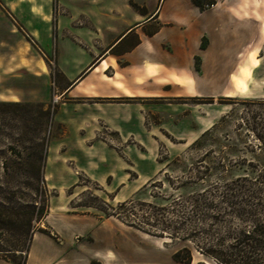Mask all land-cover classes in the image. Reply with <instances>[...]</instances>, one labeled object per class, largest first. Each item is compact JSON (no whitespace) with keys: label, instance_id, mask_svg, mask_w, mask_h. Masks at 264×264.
Masks as SVG:
<instances>
[{"label":"rangeland","instance_id":"1","mask_svg":"<svg viewBox=\"0 0 264 264\" xmlns=\"http://www.w3.org/2000/svg\"><path fill=\"white\" fill-rule=\"evenodd\" d=\"M158 1L130 0L141 10ZM122 2L126 0H0V101L21 104H0V175L7 167L13 179L12 185L0 186V203L9 198L16 205L18 197H37L39 205L45 199L47 206L28 249L9 255L16 264H218L199 252L205 232L217 248L220 236L225 247L235 237H264V97L256 92L264 84L258 83L261 76L256 79L254 67L251 75L242 73L251 76L246 92L230 87L228 79L212 78V92L192 88L187 93L188 84L204 89L205 79L184 76L181 82L163 79L161 84L154 77H139L136 82L116 66L118 80L132 96L115 91L120 95L113 101L63 93L70 84L65 72L74 81L98 62L95 57L87 65L68 55L87 47L86 40L99 44L95 31L113 29L112 9ZM246 6L264 9L256 0H247ZM247 30V50L260 55L264 68V37L254 44L259 34ZM247 63L248 53L236 64ZM251 63H256L254 56ZM209 64L219 68L223 63ZM111 70L104 73L111 76ZM259 73L264 79V70ZM100 75L102 71L92 73L94 80ZM109 85L104 80L103 87ZM223 88L232 92L224 95ZM92 102L114 114V132L104 121L89 125L80 117ZM60 111L61 119L56 118ZM129 117L135 119L132 129L122 122ZM42 140L44 184L36 192L19 184V173ZM111 160L114 189L87 174ZM203 190L209 208H200L208 217L199 221L190 198ZM185 215L192 220L185 231L196 229L190 263L172 257L184 250L179 239L184 232L174 228Z\"/></svg>","mask_w":264,"mask_h":264},{"label":"crops","instance_id":"2","mask_svg":"<svg viewBox=\"0 0 264 264\" xmlns=\"http://www.w3.org/2000/svg\"><path fill=\"white\" fill-rule=\"evenodd\" d=\"M246 1L214 0L213 4L203 9L192 0H159L155 7L142 10L134 7L130 0L122 2L124 3L122 7L114 6L113 29L109 32L95 31L99 44H90L85 39L87 47L79 46V50L72 49L68 55L69 59L81 58L87 65L95 57L98 58V62L94 66H88L81 77L74 81L69 73L65 72V78L70 84L64 88L63 93H79L96 100L113 101L115 96L120 94L132 96V92L118 80L119 71L133 77L136 82H139V77H154L155 81L161 84L164 82L163 79L181 82L179 78L184 76L205 79L201 85L204 89H199L197 83L188 84L185 88L187 93L192 88L197 92H212L208 85L209 79L212 78L228 79L230 87L234 88L233 77H236L245 81L246 88L240 92H246L247 79L251 77V68L254 67L255 77L258 79L261 76L258 83L263 86V75L259 73L264 70L262 59L259 54L257 58L254 50H247V28L252 30V34H259L258 39L255 37L254 44L263 42L264 9L246 6ZM202 2L205 3L206 0ZM256 3L264 7V0H256ZM107 35L113 37L111 41L106 40ZM247 53L248 63L236 64L246 59ZM253 56L256 59L255 64L251 63ZM213 62L223 64L219 68H214L209 64ZM232 62L234 64H231ZM103 63L106 64V68L103 67ZM116 66L119 71L116 70ZM109 68L112 69L111 76L104 73ZM241 69H247L250 75L244 78ZM98 71H102V76H95L94 80L92 73ZM104 80L110 81L108 88L103 87ZM80 84H83V87L78 89ZM91 85L93 87L90 88ZM86 87L88 93L82 91ZM225 90L223 88L224 95L232 92ZM256 92H260V96L264 97L263 89L256 88ZM98 104L100 103H89V107L84 108L85 111L80 113V117L89 125H94L93 122L98 120L104 121L106 128L114 132V114L111 111L103 113L102 108L97 107ZM56 114V118L63 117V111ZM122 122L130 126L129 129L135 126L134 117L125 118ZM94 132L93 129L91 133ZM91 133L87 131L85 134L89 140L92 138ZM108 152L110 154L112 149H108ZM102 165L100 171L86 172L100 184H106L114 189V160L108 164L102 161ZM0 264L13 263L0 256Z\"/></svg>","mask_w":264,"mask_h":264},{"label":"trees","instance_id":"3","mask_svg":"<svg viewBox=\"0 0 264 264\" xmlns=\"http://www.w3.org/2000/svg\"><path fill=\"white\" fill-rule=\"evenodd\" d=\"M196 5L203 9L206 6H210L214 3V0H206L205 3L202 0H192ZM205 4V5H204ZM135 7V5H133ZM1 105H16L20 106L19 102H5L0 101ZM48 109L43 110L40 108L41 113H49ZM209 130L202 133L201 137L207 135ZM24 163H21L23 167L19 173V184H24V186H29L36 191L42 192L44 184L42 176V166L45 160V142L44 140L36 144V151L33 155L25 159ZM208 169V168H206ZM16 175L14 181L16 180ZM18 182V180L16 181ZM13 184L12 175L7 171V167L4 170V174L0 175V186H10ZM205 190L198 192L197 196H193L192 205L193 212L201 220H206L208 214L203 212L200 207L209 208V203L206 200ZM197 197V198H196ZM203 199V201H201ZM9 200V198H8ZM8 200L2 201L0 203V255L4 259L16 264L14 260L11 259L9 255L16 254V251H26L31 241L32 235L35 231V224L46 214L47 206L45 199H43L42 205H39L37 197H33L31 200H25L18 197L14 202L16 205H12V202ZM194 202V203H193ZM178 227L174 229L182 230L183 235L179 237L181 242H184V250H177L173 253L172 257L175 261L190 263L192 258V250L189 244L192 243V239L195 237L196 229L192 228L191 231L188 230L187 222L192 221L188 216L181 217ZM189 220V221H188ZM170 224H168L169 226ZM197 228L198 224L195 225ZM39 230H42L38 228ZM177 229V230H178ZM257 232V230H256ZM201 237L202 244L205 247H200L199 252L207 257L214 259L218 264H260V249L264 242V237L255 235H243L241 237H235L233 243L229 247L224 246V236L217 238V244L220 248L215 247L211 243V235L205 232ZM170 236H173L172 234ZM197 240V239H196ZM182 251H185V256H182Z\"/></svg>","mask_w":264,"mask_h":264},{"label":"bare ground","instance_id":"4","mask_svg":"<svg viewBox=\"0 0 264 264\" xmlns=\"http://www.w3.org/2000/svg\"><path fill=\"white\" fill-rule=\"evenodd\" d=\"M104 64V63H103ZM247 75V73H244V76ZM234 85L236 86L237 89L239 90H242L244 87H243V81L240 80V79H236L234 81Z\"/></svg>","mask_w":264,"mask_h":264},{"label":"snow or ice","instance_id":"5","mask_svg":"<svg viewBox=\"0 0 264 264\" xmlns=\"http://www.w3.org/2000/svg\"><path fill=\"white\" fill-rule=\"evenodd\" d=\"M241 72H242V73H247V69H241ZM233 79L235 80L236 77H233Z\"/></svg>","mask_w":264,"mask_h":264}]
</instances>
